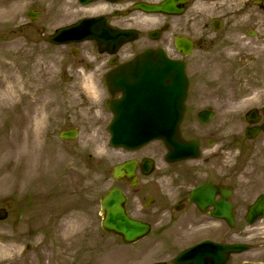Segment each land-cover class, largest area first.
Returning a JSON list of instances; mask_svg holds the SVG:
<instances>
[{
    "label": "flooded vegetation",
    "instance_id": "flooded-vegetation-1",
    "mask_svg": "<svg viewBox=\"0 0 264 264\" xmlns=\"http://www.w3.org/2000/svg\"><path fill=\"white\" fill-rule=\"evenodd\" d=\"M10 1L13 4L9 6L19 7L21 29L33 28L31 36L35 39L48 40L60 28L81 24L88 40L58 46L66 49L68 62L60 65L56 82L63 84L59 88H80L79 96L85 99L84 94L91 95L84 84L92 81L98 95L91 98L100 103V115L107 120L112 117L110 101L121 97L120 93L111 94L106 84L105 77L112 70L147 48L169 50L176 35L193 42L187 55L178 53L174 45L173 52L184 62L189 80L181 135L199 142L200 158L169 163L163 145L149 153L141 152L144 148L122 152L127 156L123 161L136 162L138 176L135 188L129 187V180L120 182L128 190L127 211L149 224L151 231L130 245L115 237V264H182L176 262L178 256L205 240L245 245V250L231 254L226 264H264V218L253 224L244 219L256 198L264 197V38L255 27L244 32L237 26L232 28L236 21L260 25L264 0H174L179 14L148 13L138 8L162 5L167 0H92L85 4L79 0ZM124 32L136 38L118 46ZM111 49H115L114 55L109 54ZM225 103L231 106L219 111L218 104ZM202 110L213 114L212 120L203 125L198 122ZM222 130H227V135H221ZM247 130L250 138L245 135ZM144 159L152 160V173L158 169L157 162L162 164V175L157 177L160 183L149 181L151 174L142 175ZM237 163L260 178L254 182L260 185L258 188L247 186L241 193L244 203L239 209L243 210L241 219L246 227L242 241L233 240L234 230L212 217L213 205L202 211L189 199L190 190L204 182L230 189L228 201L236 220ZM143 188L150 191H139ZM219 199L216 195L213 200Z\"/></svg>",
    "mask_w": 264,
    "mask_h": 264
},
{
    "label": "rangeland",
    "instance_id": "rangeland-1",
    "mask_svg": "<svg viewBox=\"0 0 264 264\" xmlns=\"http://www.w3.org/2000/svg\"><path fill=\"white\" fill-rule=\"evenodd\" d=\"M12 4L0 0V207L14 203L0 222V264H115V238L100 237L99 200L120 185L110 169L126 156L109 146L100 103L86 94L81 99L78 87L59 88L63 84L56 80L60 65L68 62L66 49L35 39L33 28L21 29L19 7ZM234 23L232 28L240 32L255 27L264 38V18L259 26ZM228 106L218 104V110ZM70 127L78 129L76 139L61 140L59 132ZM159 145L152 143L143 151ZM158 167L148 179L153 183L161 182L157 177L164 168L160 162ZM258 180L235 165V241L244 240L246 230L241 193L247 186L258 188Z\"/></svg>",
    "mask_w": 264,
    "mask_h": 264
},
{
    "label": "water",
    "instance_id": "water-1",
    "mask_svg": "<svg viewBox=\"0 0 264 264\" xmlns=\"http://www.w3.org/2000/svg\"><path fill=\"white\" fill-rule=\"evenodd\" d=\"M88 2L89 0H81ZM147 11L157 12L167 10L168 7H142ZM172 8V6H171ZM81 25L70 29L58 30L50 37L52 43L68 41V36L78 34ZM122 35V42L126 41ZM177 46L179 42L176 41ZM110 88L122 91L123 98L119 102L111 103L114 118L109 125L110 144L114 147L137 149L149 141L161 139L170 153L168 160H180L196 157V144L185 142L179 136V123L185 110L188 81L185 68L179 61L167 59L161 52L147 50L132 61L126 63L107 77ZM76 130L64 131L61 138L73 140ZM151 166L147 165L144 171L149 174ZM114 179L126 177L136 183L134 177V163L128 162L112 170ZM213 193H219L222 200L216 204L213 216L225 219L233 226L232 211L227 203L229 192L213 186H202L191 193V200L199 204L211 203ZM126 199L119 188L110 189L100 201L103 219L101 229L109 234L120 236L125 243H132L148 234L149 226L130 218L125 211ZM264 208L262 199H259L247 213L246 220L253 222L256 216H261ZM6 213L0 210V219ZM240 245H211L202 242L184 252L178 260L187 263L192 260L201 263L205 258L213 257L216 264H223L229 252L241 251ZM218 260V261H217Z\"/></svg>",
    "mask_w": 264,
    "mask_h": 264
},
{
    "label": "bare ground",
    "instance_id": "bare-ground-1",
    "mask_svg": "<svg viewBox=\"0 0 264 264\" xmlns=\"http://www.w3.org/2000/svg\"><path fill=\"white\" fill-rule=\"evenodd\" d=\"M144 20H146L144 18ZM89 79V78H88ZM87 79V80H88ZM85 81H87L86 79H84ZM85 86H87V92L90 93L91 96H94L95 94H97L96 92V88H95V85L93 84L92 81H88V82H85L84 84ZM93 99V98H92ZM94 100V99H93ZM95 101V100H94Z\"/></svg>",
    "mask_w": 264,
    "mask_h": 264
}]
</instances>
